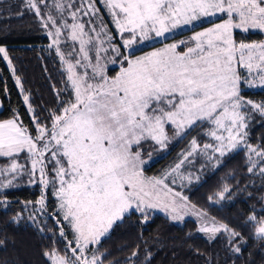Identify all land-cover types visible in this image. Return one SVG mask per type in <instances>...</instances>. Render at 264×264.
Masks as SVG:
<instances>
[{
	"label": "snow or ice",
	"instance_id": "snow-or-ice-1",
	"mask_svg": "<svg viewBox=\"0 0 264 264\" xmlns=\"http://www.w3.org/2000/svg\"><path fill=\"white\" fill-rule=\"evenodd\" d=\"M27 2L51 38L48 47L65 66L61 91L68 95L41 119L9 50L0 46V59L15 77L33 125L31 129L25 125L16 110L12 118L0 121V158L5 161L0 164V190L18 187L23 176L29 178V184L42 186L40 199L27 201L25 207L38 204L43 226L35 215L29 219L39 232L53 234L52 247L43 251L49 264H106L108 252L102 240L110 239L114 226H122L133 214H139L141 223H147L154 211L173 221L194 215L201 221L198 231L210 239L221 232L227 233L230 241L240 236L228 224L214 218L206 221V212L189 205L186 196L166 183L169 175L200 150L195 139L181 154L182 159L159 176L145 175L141 151L147 140L166 147L168 125L180 136L197 121H208L215 126L210 135L217 143L204 144V154L211 149L223 157L243 145L249 153V172L260 163L252 160L253 154L264 160V149L247 143L245 131L253 111L264 117V101L247 100L241 91L242 84L264 86V42L238 43L235 39V30L264 33V0ZM98 2L111 17L120 44L113 43L115 36ZM218 13L227 18L197 32L191 42L171 43L136 58L121 51L151 40L153 34L162 37L181 25ZM93 50L94 58L90 56ZM109 50L115 55L101 56ZM108 63L121 65L115 76H109ZM259 173L264 174V165ZM49 188L56 202L51 212L46 204ZM229 191L225 185L215 195L224 199ZM0 206L6 208L7 200H0ZM49 216L58 227L47 226ZM19 219V215L12 217L16 223ZM246 223L252 225L258 239H264V216L250 215ZM59 242H63V250L57 248ZM139 248L137 244L123 264H137L134 258ZM233 251L241 249L236 246ZM145 253L142 264H148L153 255L147 249Z\"/></svg>",
	"mask_w": 264,
	"mask_h": 264
},
{
	"label": "trees",
	"instance_id": "trees-1",
	"mask_svg": "<svg viewBox=\"0 0 264 264\" xmlns=\"http://www.w3.org/2000/svg\"><path fill=\"white\" fill-rule=\"evenodd\" d=\"M21 1L0 0V46L9 50L24 89L30 94L33 107L43 119L49 111L58 108L61 98H67L68 94L61 91L65 86L62 81L66 80V71L54 50L48 47L51 39L45 29L40 27L35 18H29L32 11L22 5ZM97 6L104 13L107 24L116 32L103 5L98 2ZM219 19L221 18L203 21L201 26ZM196 28L176 32L153 43H138L133 45V51L129 54L142 53L164 42L186 37ZM263 38L264 33L259 31H235L237 42H259ZM115 69L112 67L109 74ZM241 91L251 101H264V87ZM0 101V121L12 118L16 110L23 123L30 129L33 127L30 123L31 114L23 103L15 77L2 59ZM243 111L247 112L248 109ZM247 123V143L258 150L264 149V117L253 111ZM212 125L208 121H197L180 136H175V128L168 125L166 130L169 140L165 142L166 147L161 148L151 140L144 146L154 155L149 164L144 166L145 175L159 176L174 167L182 159L181 154L190 149L191 141L195 139L200 150L184 161L178 174L169 175L166 183L180 191L215 221L228 224L240 236L230 241L229 235L221 232L215 239H210L207 234L198 231L199 224L193 219L175 223L163 214L153 212L147 223H141L139 214H133L122 226H114L110 239L102 240V247L108 252L106 264H123L137 244L140 245L139 255L134 258L137 264L144 261L145 249L153 253L148 264H264V239H258L255 229L246 223L250 215L264 216V174L259 173L264 160L259 157L257 168L249 172V153L243 145L226 152L223 157L219 153L213 154L210 149L208 154H204L203 145L215 142L210 135ZM4 162V158H0V164ZM28 179L23 176L18 187L0 190V200L6 199L8 202L6 208L0 206V241H3L0 244V264H49L43 251L52 247L53 234L39 232L37 225L29 219L30 215H35L40 226H43L44 217L37 211L40 207L38 204L32 203L25 207L27 201L39 200L43 189L39 183L29 184ZM225 185L230 191L225 193L224 199H220L215 194L223 191ZM209 196L213 199L209 200ZM47 197V211H54L56 202L50 188ZM16 215L20 217L18 223L12 220ZM47 226L58 227L50 216ZM141 233L143 240L140 239ZM56 238L59 241L58 232ZM56 246L63 250L64 244L59 242ZM236 246L241 249L239 253L233 251Z\"/></svg>",
	"mask_w": 264,
	"mask_h": 264
},
{
	"label": "rangeland",
	"instance_id": "rangeland-1",
	"mask_svg": "<svg viewBox=\"0 0 264 264\" xmlns=\"http://www.w3.org/2000/svg\"><path fill=\"white\" fill-rule=\"evenodd\" d=\"M45 2L46 3H48L49 5H51L52 3H53V0H45ZM81 2V0H73V3L74 4H79ZM21 4L22 5H24V6H26V7H28V2H27V0H22L21 1ZM41 6V8H42V10H43V4H41L40 5ZM98 7V6H97ZM29 8V7H28ZM30 9V8H29ZM31 11H32V13H30V15H29V18H35L36 19V21H38V24H39V19L35 16V12H34V10H32V9H30ZM101 15H103V17H104V20L106 21V19H105V16H104V13L102 14V12H101ZM220 16H222L221 14H217L216 16H210V17H201L199 20H196V21H193L191 24H188V25H181V26H179V27H177V28H175V29H172L170 32H168V33H165V35L164 36H162V37H155L154 36V34H153V38L151 39V40H147V41H149L148 43H153L154 41H157L158 39H164L166 36H172V35H174V33H176V32H180V31H184V30H186V29H188V28H194V27H197L196 29H193L192 30V32L191 33H189L186 37H183V38H178V39H174V40H172V41H169V42H164L162 45H160V46H158V47H154V48H151V49H149V50H147V51H144V52H142V53H137V54H129V53H131L133 50V46H132V48H131V50H128V49H124V51L121 49V51H123L126 55H129L131 58H136V57H139V56H142V55H146L148 52H151V51H155V50H158V49H161V48H164V47H166L168 44H171V43H180L181 41H185V42H191V37L193 36V35H195L197 32H200V31H204V30H206L207 28H210V27H213L216 23H219V22H221V21H219V20H215L214 22H212V23H209V24H206V25H202L201 26V23L203 22V21H206V20H210V19H215V18H220ZM84 19L85 20H87L88 19V17H84ZM224 19V18H223ZM68 23L69 24H71L72 23V21H71V18H70V16L68 17ZM199 26V27H198ZM41 27V26H40ZM108 27H109V29H110V32H111V34L112 35H114L115 36V40L113 41V43H115V44H119L121 41H120V38H119V36L116 34V32H114V30H112L111 29V27L108 25ZM46 31V30H45ZM47 33V32H46ZM51 39V38H50ZM147 41H145V42H147ZM73 42L71 41V40H69L68 41V44L69 45H71ZM182 46V45H181ZM61 47L63 48L64 47V45L62 44L61 45ZM75 47L78 49L79 48V43L78 42H76V44H75ZM115 54L114 53H112L111 52V50H109V52L108 53H101V56L102 57H105V56H114ZM90 56H92L93 58L95 57V51L93 50V51H91L90 52ZM116 59L117 60H119L120 58L119 57H116ZM94 62V61H93ZM107 67H108V69L110 70L112 67H115L116 69H115V71L112 73V74H109V71H108V74H109V76H115L117 73H118V71H119V69H120V67H121V65L119 64V63H117V64H112V63H108L107 64ZM79 71H83V69H79ZM89 71H91L90 69H89ZM241 71H243V69H241ZM246 74V73H245ZM255 75V74H254ZM262 87H264V86H259L258 85V83H257V86H253V87H249L247 84H242V88H241V90H243V89H251V88H262ZM245 99H247V100H250V99H248V98H245ZM213 127H212V130L214 129V125H212ZM211 130V131H212ZM212 139H214L213 137H212ZM148 141V140H147ZM147 141H143L142 142V144H143V147H142V151H141V155H142V158L146 161V163L144 164V166L145 165H147V164H149V162L152 160V158H153V156L154 155H149L150 153H149V151L148 150H146V148L144 147L145 146V144H146V142ZM150 141V140H149ZM215 141V140H214ZM217 143V141H215L214 142V144L213 145H215ZM212 144V143H211ZM210 151H211V149H210ZM258 156H255L254 154L252 155V160H254V161H258ZM174 173H176V174H178L179 173V170H178V172H174ZM174 175V174H173ZM180 175V174H179ZM147 176V175H146ZM182 178H185L184 176H182V175H180ZM149 177H151V176H149ZM179 177V176H178ZM174 181V180H173ZM174 183H175V181H174ZM171 187V186H170ZM172 188V187H171ZM173 189V191H178V190H176V189H174V188H172ZM178 192H180V191H178ZM185 196V195H184ZM188 203H189V205H193L189 200H188ZM198 210H200V211H202L201 209H199L198 207H196ZM154 212H158V213H161V214H163L164 216H166L167 218H169L165 213H163V212H160V211H154ZM204 212V211H203ZM170 219V218H169ZM186 219H193L195 222H197L199 225H198V227H200V224H201V221L196 217V216H194V215H187V216H185V218H184V220H186ZM206 219V221H210L212 218L210 217V216H208L207 215V217L205 218ZM171 220V219H170ZM183 220V221H184ZM171 221H173V220H171ZM183 221H173V222H175V223H182ZM208 226H211V223L209 222V224H208ZM208 235V234H207ZM209 236V235H208Z\"/></svg>",
	"mask_w": 264,
	"mask_h": 264
},
{
	"label": "crops",
	"instance_id": "crops-1",
	"mask_svg": "<svg viewBox=\"0 0 264 264\" xmlns=\"http://www.w3.org/2000/svg\"><path fill=\"white\" fill-rule=\"evenodd\" d=\"M221 15L222 16H220L221 19H219V21L223 22V18L226 19L227 17H226V14H221ZM221 22H219V23H221ZM235 31H237V30H235ZM252 31H257V30H252ZM259 42H264V38L262 39V41H259ZM250 43H253V42H250ZM0 108H1V101H0Z\"/></svg>",
	"mask_w": 264,
	"mask_h": 264
}]
</instances>
